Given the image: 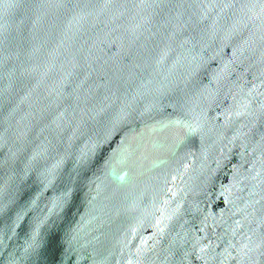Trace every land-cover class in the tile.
Instances as JSON below:
<instances>
[{"label": "water", "instance_id": "water-1", "mask_svg": "<svg viewBox=\"0 0 264 264\" xmlns=\"http://www.w3.org/2000/svg\"><path fill=\"white\" fill-rule=\"evenodd\" d=\"M0 264H264V0H0Z\"/></svg>", "mask_w": 264, "mask_h": 264}]
</instances>
